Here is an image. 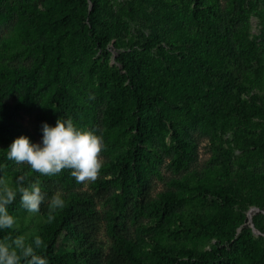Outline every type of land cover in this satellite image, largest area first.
Instances as JSON below:
<instances>
[{"label":"trees","instance_id":"obj_1","mask_svg":"<svg viewBox=\"0 0 264 264\" xmlns=\"http://www.w3.org/2000/svg\"><path fill=\"white\" fill-rule=\"evenodd\" d=\"M110 1L0 0V175L15 187L16 177L31 171L26 164L7 160V150L16 138L23 135L35 142V135L20 121L23 112L35 115L42 137V124L55 127L58 118L78 119L80 126L98 134L95 104L84 106L76 100L74 107L66 105L65 95L71 92L72 85L84 98L93 96L86 87L94 90L97 99L96 79L105 77H113L108 114L115 126H111L109 135L114 132L128 135L141 154L153 149L152 135L146 125L139 129V137L127 126L135 122L134 128H138L134 116L138 112L143 123L150 120V108H159V116L170 120L174 116L179 119L188 116L206 133L224 128L257 130L248 136L247 145L239 146L247 147L250 153L264 152V100L258 99L252 90L255 77L242 64L248 62L253 45L248 25H238L235 19L236 10L247 17L246 0H231L229 13L220 7L218 0H122L118 12ZM131 22L138 34H129ZM260 23L264 38V13ZM5 26L9 30L1 35ZM110 43L122 49L116 56L117 64L113 65L109 63V54L95 57V51L105 49ZM244 93L249 97H244ZM77 104L80 112L87 108L85 116L75 109ZM163 127L167 129L165 125L160 128ZM161 129L156 137L163 132ZM171 129L174 153L168 165L179 173L188 168L197 143L180 123L179 128L172 124ZM38 143L42 145V140ZM215 156L217 160L220 158ZM129 157L128 149L119 157L118 170L125 180L109 179L107 174H115L113 166L104 165L102 175L91 182L93 191L80 189L82 183L76 182L70 170L58 176L39 177L46 194L37 213L45 220L39 236L46 247L37 249V253L47 257L49 264H150L144 248L130 235L129 222L153 206L151 182L141 162L128 168ZM213 165L201 183L174 179L180 187L161 192L159 198L165 202L161 218L182 219L176 210V199L187 195L188 188L222 197L226 186L236 188L233 182H239L264 191V174L250 169H230L226 164ZM132 172L134 185L128 178ZM37 175L32 173L30 178ZM227 179L230 181L225 185ZM116 185L121 192H110ZM194 189L190 190L194 192ZM58 191L66 206L49 223L48 202ZM97 198L104 200L101 209ZM239 198L264 209V198L255 189ZM19 204L18 194L8 211ZM221 209L220 218L235 231L243 221L230 218ZM253 218L256 229L264 235V216L259 212ZM181 224L188 231L197 227L208 232V225L199 216L192 220L191 226L184 221ZM102 227L110 242L107 250L99 241ZM20 232L22 229L18 228L0 229V240L15 238ZM64 236L72 238L77 246L68 250L59 245ZM230 245L231 251L192 252L188 248L181 253L198 264H209L208 260L215 254H219V264H244V256L254 259L264 254V247L253 238L248 226L241 228ZM167 249L157 253L159 262L180 264L183 255L173 246Z\"/></svg>","mask_w":264,"mask_h":264},{"label":"rangeland","instance_id":"obj_2","mask_svg":"<svg viewBox=\"0 0 264 264\" xmlns=\"http://www.w3.org/2000/svg\"><path fill=\"white\" fill-rule=\"evenodd\" d=\"M218 1L220 7H222L226 13L232 11L231 0ZM110 2L113 9L118 12L120 6L119 3L122 2V0H111ZM236 9L237 6L234 10ZM245 9L247 17L242 16L243 13H239V11L236 10L239 15L237 14L235 19L238 25H243L245 23L248 25L247 32L253 45V52H251L250 56L247 58L248 62L242 61V64L250 70L255 77V83L252 84L253 89H251L256 92L258 99L264 100V38L260 23L261 15L264 13V0H246ZM234 10L233 15H236ZM8 30V26L3 27L1 35L6 34ZM144 32L148 33V30L145 29ZM132 33L138 34L134 22H131L129 26V34ZM121 51V48H117L113 43H110L105 49L95 51V57L101 54H109V63L113 65L117 64L116 56L121 53ZM112 79L113 77H105L100 80L96 79V86L102 89V91H100L95 87L96 92L99 95L97 99L95 98L96 95L93 94L94 90H90L86 87V91L89 90L93 96H91V99L89 96L84 98L80 95L75 86L70 85L69 89L71 92H68L65 95V103L66 105L69 104L73 107L76 100H78V103L82 102L84 106L95 104L97 135H103L105 144V148L102 151L104 165L110 164L113 166L112 169L115 173L114 175L107 174L109 179H126L121 177V173L118 170V167L120 166L119 157L126 149L130 152L128 168H132L131 166L141 162L146 178L151 182L150 195L152 196L153 206L149 209H144L142 213L137 215V218L130 220L129 233L132 237H135V239L139 241L140 246L144 248L143 251L149 260V263L161 264L156 255L160 251L165 252L169 250L167 249L169 246H173V248L180 253L188 248H190L192 252L205 250L219 252L226 250L231 251L230 243L237 237L243 226H248L251 229L253 238L264 247V235L260 234L256 229L253 218L256 213L259 212L261 213V216H264V209H261L256 205H248L249 202L245 201V198H239L244 193H253L254 189L264 198V191H262L260 187L254 188L250 183L243 185L239 182H233L235 183L236 188L229 185L226 186V194L222 197L200 192L199 189L195 190L194 188H188L189 192L187 195L176 199V210L179 212L178 216L182 218L180 221L173 219L168 220L166 217L161 218L163 211L162 204L165 202L159 198L161 197V192L169 189L177 190L180 187L179 184L177 185L173 182L174 179H177L179 182H184L187 178V183H193V181L194 183H201L207 177L206 171L209 170L213 164L215 165V163L226 164L230 169H238L239 171L250 169L257 173L264 174V152L261 153L255 151L250 153L247 147L239 146L240 144L247 145L248 136L251 133H257L258 131L254 129L248 130L246 128H224L218 129L216 133H206L201 131L200 128L195 125V122L190 120V117L188 116L180 119L178 116H174V119L176 118V120L173 118V120H170L159 116V108H150L148 109V114L151 117L150 120H146L143 123L141 115L138 112L137 115H134L139 123L138 128H134L136 124L135 122H131L127 126L129 130L136 134V137H139V129L141 126L146 125L148 132L152 135L151 145L153 146V149L150 150L151 152L146 149L145 154H141L134 148V145L130 140H128V135L126 136L121 132L120 134L114 132V134L109 135V130L115 126L110 122V116L108 114L109 103L112 99L111 95L113 93L110 87ZM76 80L79 82V79ZM243 96L248 98L249 94L244 93ZM75 109L80 112L78 104L75 105ZM83 110L84 111L80 113L85 116L87 108H84ZM72 120L78 128L87 130V128H83L82 125L80 126L78 124V119L75 120V118H72ZM20 121L28 131L35 135L34 143H38L42 140L40 132L41 125L38 124V120L34 114L23 112ZM179 123L183 128H187L189 131V137L196 141L197 147L194 152V157L189 163L186 171L175 173L168 165L172 154L174 153L171 125L175 124L177 128H179ZM162 125H165L167 129L164 130V127L161 129L160 127H162ZM159 129L163 132H159L160 136L156 137ZM107 132L108 136H106ZM215 155H220V158L217 160V156ZM101 175L102 174L100 173V176ZM133 177L134 174L132 172L128 176L129 182L132 185H134V182L132 183ZM233 177L237 178L236 175ZM197 178H200V180L195 181ZM229 181L230 179H227L225 185H227ZM224 182L225 180H223V183ZM79 188L93 191L91 181L82 183ZM190 189H194L195 191L192 192ZM113 191L121 192V189L116 185L110 190V192ZM97 201L98 208H103L104 200L102 198H97ZM155 207L159 208V211H157ZM11 208L12 210L8 211L9 214L17 219L14 229H22V232H20L19 235H23L26 239L33 241L35 237L39 236L41 233L45 220L37 213L33 214L28 212L21 206V204L16 208L14 206ZM221 208H223V212L231 215L230 218L234 217L237 221H243L237 228H235V231L232 232L233 226L225 222L224 218H220V211H222ZM198 216L208 225L207 233L199 230L197 227L192 231H188L187 228L181 224L182 221H184L186 225L191 226L192 220L198 218ZM22 222L24 224H22ZM98 236L100 243L105 250H107L110 242L103 227L99 231ZM59 245L66 247L68 250H72L77 246L72 238L66 236L62 237ZM181 255L183 256L179 259L180 264H198L196 261L188 259L184 254L181 253ZM218 257L219 254H215L212 260H208L209 264H219ZM243 259L244 264H264V254L257 256L254 259H245L244 256Z\"/></svg>","mask_w":264,"mask_h":264},{"label":"clouds","instance_id":"obj_3","mask_svg":"<svg viewBox=\"0 0 264 264\" xmlns=\"http://www.w3.org/2000/svg\"><path fill=\"white\" fill-rule=\"evenodd\" d=\"M42 132V145L32 143L22 135L7 150V160L17 165L26 164L31 171L17 176L15 187L0 175V229L15 228L17 219L9 214L8 207L18 194L25 210L33 214L40 212L46 196L40 176H58L62 171L70 170L77 183L94 182L100 176L105 148L102 134L78 128L71 118H58L55 127L45 122ZM32 173L38 175L30 178ZM65 206L66 201L58 191L48 202V222L52 223L58 210H63ZM45 247L40 236H36L31 243L23 235L5 237L0 240V264H49L47 257L37 253V249Z\"/></svg>","mask_w":264,"mask_h":264}]
</instances>
